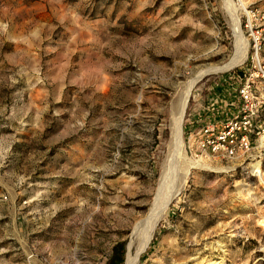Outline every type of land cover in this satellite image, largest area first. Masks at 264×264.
I'll return each instance as SVG.
<instances>
[{
    "label": "rangeland",
    "instance_id": "obj_1",
    "mask_svg": "<svg viewBox=\"0 0 264 264\" xmlns=\"http://www.w3.org/2000/svg\"><path fill=\"white\" fill-rule=\"evenodd\" d=\"M225 1L0 0V264L127 263L189 82L234 56L230 8L248 43L246 8ZM225 73L190 90L200 166L138 264H264L263 182L186 152V118Z\"/></svg>",
    "mask_w": 264,
    "mask_h": 264
},
{
    "label": "built area",
    "instance_id": "obj_2",
    "mask_svg": "<svg viewBox=\"0 0 264 264\" xmlns=\"http://www.w3.org/2000/svg\"><path fill=\"white\" fill-rule=\"evenodd\" d=\"M231 1L241 10L246 8L247 53L243 61L213 79L203 103L188 114L186 152L195 160L222 163L228 171L264 184V27L254 21L264 16L242 5V0Z\"/></svg>",
    "mask_w": 264,
    "mask_h": 264
},
{
    "label": "bare ground",
    "instance_id": "obj_3",
    "mask_svg": "<svg viewBox=\"0 0 264 264\" xmlns=\"http://www.w3.org/2000/svg\"><path fill=\"white\" fill-rule=\"evenodd\" d=\"M229 5L232 3L228 0ZM231 3V4H230ZM233 5V4H232ZM244 5V3H242ZM232 7V6H231ZM230 8L229 14L232 29L236 38L235 53L230 62L225 65H213L202 70L196 78L189 82L183 98L177 122L174 124L171 140L168 145V152L163 166L161 182L152 202L148 215L138 223L129 244V254L126 264H138L139 255L147 248L153 231L158 221L165 215L173 202L181 194L193 168H199L200 163L191 162L185 155L182 135V119L188 101L189 93L194 84L206 73L219 72L234 67L244 55L247 40L240 29L236 11L238 8ZM240 17V16H239ZM176 121V120H175ZM208 164V163H207Z\"/></svg>",
    "mask_w": 264,
    "mask_h": 264
},
{
    "label": "trees",
    "instance_id": "obj_4",
    "mask_svg": "<svg viewBox=\"0 0 264 264\" xmlns=\"http://www.w3.org/2000/svg\"><path fill=\"white\" fill-rule=\"evenodd\" d=\"M125 258H126V251L124 254V250L122 249L119 254H115L111 258L109 264H125ZM140 259H142V256H140Z\"/></svg>",
    "mask_w": 264,
    "mask_h": 264
}]
</instances>
